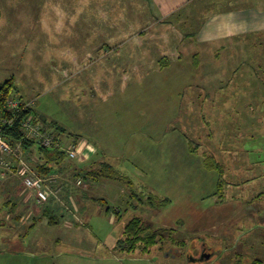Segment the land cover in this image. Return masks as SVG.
Masks as SVG:
<instances>
[{"label":"rangeland","instance_id":"374dc122","mask_svg":"<svg viewBox=\"0 0 264 264\" xmlns=\"http://www.w3.org/2000/svg\"><path fill=\"white\" fill-rule=\"evenodd\" d=\"M43 26L38 36L23 30L14 37L17 31L8 35L0 29V86L13 77L12 94L34 98L33 112L44 116L45 127L97 147L84 171L94 173L98 162H106L122 178L65 173L77 204L84 184L98 200L79 219L70 216L71 227L60 220L48 230L38 224L31 231L26 221L28 239L36 234L44 240L49 231L60 237L51 246L28 241L26 247L50 254L42 260L58 264H250L243 233L250 227L253 236L261 231L264 103L255 102L256 111L245 105L247 98H264L261 88L247 91L260 85L251 72L264 62V42L218 57L206 45L197 46L200 52L176 53L175 45L184 39L169 30L172 37L153 40L168 45L163 49L169 52L135 54L133 47L146 45L147 37L48 36L49 26ZM184 41L187 47L190 38ZM178 54L181 62L168 64ZM28 205L29 212L43 208ZM132 217L147 230L172 228L176 241L186 244L171 243L163 231L164 249L121 251L117 242ZM202 253L211 257L199 260Z\"/></svg>","mask_w":264,"mask_h":264},{"label":"crops","instance_id":"0c3cea01","mask_svg":"<svg viewBox=\"0 0 264 264\" xmlns=\"http://www.w3.org/2000/svg\"><path fill=\"white\" fill-rule=\"evenodd\" d=\"M60 20L66 21V24L67 21L71 23L67 26L65 23L60 25ZM81 22L82 25H78ZM43 25L49 26L46 29L49 31L46 34L48 36L147 37L146 45L138 44L136 48L133 47L135 54L169 52L168 48L163 49L168 45L160 43L158 47L153 40L156 37L164 38L168 34L172 37V32L168 31L174 30L173 37L184 40L190 38L187 47L184 40L175 45L176 53L200 52L198 47L206 45L210 48L209 51L218 57L217 55L223 52L242 53L247 49L248 44L264 42V0H0V29L5 31V34L9 35L10 30L13 29L17 31L12 34L14 37L21 36L23 30L31 31L34 36H38ZM179 56L178 54L175 59H170L168 64L173 62L178 65L181 62ZM161 57L160 55L152 58L155 61ZM35 62L29 60L30 65ZM9 79L13 80V77L7 80ZM260 82L259 79L255 83ZM261 99L264 100V98L257 100ZM38 118L45 126L41 121V118L45 121L44 116ZM57 133L66 143L84 141L94 150L88 160L78 161L77 168L86 167L90 159L93 161L92 158L98 152L95 145L86 139L71 137L66 132ZM29 151H31L30 164L36 169V164L43 160L37 148L32 147ZM70 171L72 170L67 168L63 173L56 174L64 176ZM62 184L63 182L58 181L57 186ZM19 186H22L21 190ZM87 186L88 184H84L80 191L81 205L69 196L70 191L64 185L56 196H51L49 201L42 205V209L29 212L26 210L29 207L28 203L35 204L33 194L23 188L18 177L2 178L0 180V264H58V260L44 262L41 257H49L50 254H38L35 249H28L26 246L28 241L31 242L30 245L51 246L54 242H59L60 237L49 231L50 237L44 240L35 238L36 234L28 239L27 222H30L28 227L31 231L38 224L47 225L48 230L60 220H63L68 227L73 226L67 219L70 216L79 219L81 213L92 206V200H98L92 198L94 191L88 190ZM69 205L72 210L69 209ZM46 206L47 211L43 210ZM259 209V213L262 214L258 227L261 230L259 235H252L254 233L252 227L243 233L247 240L243 248L245 262L250 264L253 262L263 264L264 261V251L260 248L264 246V207ZM106 211L108 213V207ZM118 213L120 217L121 210H118ZM50 216L56 220L52 222Z\"/></svg>","mask_w":264,"mask_h":264},{"label":"built area","instance_id":"2783aa9c","mask_svg":"<svg viewBox=\"0 0 264 264\" xmlns=\"http://www.w3.org/2000/svg\"><path fill=\"white\" fill-rule=\"evenodd\" d=\"M34 105V98L23 99L12 93L1 96L0 90V180L18 177L23 188L33 194L35 203L43 205L61 189L58 181L70 180L56 173H40L31 166L27 151L32 147L57 149L70 159L82 161L88 160L94 150L88 142H64L53 127L42 125L33 112ZM16 132L18 136L14 135ZM81 182V179L77 181Z\"/></svg>","mask_w":264,"mask_h":264},{"label":"trees","instance_id":"16d2710c","mask_svg":"<svg viewBox=\"0 0 264 264\" xmlns=\"http://www.w3.org/2000/svg\"><path fill=\"white\" fill-rule=\"evenodd\" d=\"M197 64V61L195 62ZM257 75V80L260 79V85L254 86V90L253 88L249 90H247L248 92H250L252 94V92H257V89H260L264 92V62L261 61V63H259V65L256 66V68H253V72H251V75ZM245 88V87H244ZM0 90H1V96H6L8 94H11L13 91V83H12V79L6 80L3 84H1L0 86ZM253 92V93H254ZM255 102H263L264 100H247V105L248 108L250 110H254L256 111L257 108H255L254 106H256L254 103ZM244 106V105H243ZM257 107L260 109L261 108V103L257 104ZM264 107V104H263ZM236 108V107H235ZM263 115L261 117L264 116V112L262 113ZM53 127V126H52ZM55 129L56 132L61 133L57 127H53ZM63 130V128H62ZM15 136H18V133H14ZM38 152L40 154V158L43 160L41 163L36 164V169L42 173V174H51V173H63L64 170H66L67 168L69 170H74L76 171L75 173H77L76 175H80V177L82 178H86L88 175L87 174H92L94 175V177H105V178H109V179H114V180H121L122 176L121 173L117 170L114 169L113 167H111L110 163H106V162H98L100 164V168L98 167L97 170L94 171V173L91 172H86L84 171L83 168H76L74 165L72 166L71 163L68 161V156L64 151L61 150H57V149H45V148H37ZM27 156L29 157V155L31 154V151H27ZM216 161L215 165L216 167H220V163ZM210 166H212V164H210ZM75 175V174H74ZM63 182V184L65 185V187L68 186V183ZM222 189V184H221V180L219 179V183H218V190L221 191ZM134 195V194H133ZM135 196V195H134ZM148 202L150 203V200H148ZM48 207H44L43 210L47 211ZM50 220L53 222L56 220V218H51L50 216ZM163 231H167L169 233V240L171 243L173 244H177V245H185L186 242L185 240H179L176 241V238L173 237V232L174 230L171 229H166L164 227H159V228H153L152 230H147L141 222V219L139 217H132L124 226V235L123 238H119L118 242H117V248H119L121 251H126V252H131L136 250L137 248H140V250H142L143 252H149L152 248L156 247L157 245L159 246V248H163V245L161 247L160 243H164V236Z\"/></svg>","mask_w":264,"mask_h":264},{"label":"water","instance_id":"95a60500","mask_svg":"<svg viewBox=\"0 0 264 264\" xmlns=\"http://www.w3.org/2000/svg\"><path fill=\"white\" fill-rule=\"evenodd\" d=\"M211 254H201V256L199 257V260H202V259H208L210 257ZM192 261H194L195 259L192 258L191 259Z\"/></svg>","mask_w":264,"mask_h":264},{"label":"flooded vegetation","instance_id":"af4514ba","mask_svg":"<svg viewBox=\"0 0 264 264\" xmlns=\"http://www.w3.org/2000/svg\"><path fill=\"white\" fill-rule=\"evenodd\" d=\"M206 249H208V248L204 246V247L202 248V251H203V250H206ZM202 254H205V253H202ZM210 257H211V256H210ZM210 257H209V258H210Z\"/></svg>","mask_w":264,"mask_h":264}]
</instances>
